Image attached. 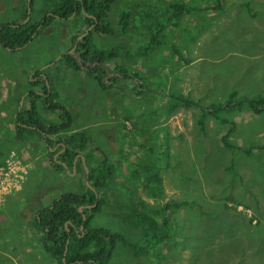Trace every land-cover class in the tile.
Here are the masks:
<instances>
[{
	"label": "rangeland",
	"instance_id": "obj_1",
	"mask_svg": "<svg viewBox=\"0 0 264 264\" xmlns=\"http://www.w3.org/2000/svg\"><path fill=\"white\" fill-rule=\"evenodd\" d=\"M55 1L37 0L31 19L40 21L41 10L50 8ZM128 1H123L124 10L131 8L126 7ZM27 4L28 0H0V24L20 22ZM213 4H219L224 13L219 20L221 12L211 10L210 13L202 7ZM180 5L183 8L179 14L170 10L155 22L162 30L166 28L162 34L165 49L159 47L156 40L147 46L153 33L130 31L138 48L147 47L145 55L152 52L133 62L113 61L125 70L129 79L108 82L103 79L104 74L98 72L102 79L99 83L96 76L83 73L77 77L74 71L65 69L59 62L63 57L60 52L71 45L77 22L74 25V22L58 19L34 40L31 38L30 46L15 56L8 55L0 45V80L11 78L10 88L17 84L23 88L30 68L41 70L46 59L58 60L56 66L65 69L56 74L59 107L68 110L72 129L90 138L88 151L100 159L95 152L99 149L113 159L115 197H119L121 189L130 188L126 187L129 183H125V179L130 181L132 166L139 169L136 161L146 152L160 168L157 172L163 179L164 190L157 199H151L139 186V196L162 210L169 201L191 203V208L171 211L176 212L171 214L168 229L162 232L166 234L165 240L148 255H136L119 242L109 264H264V110L255 115L245 104L236 110L222 108L218 112L220 119L210 116L198 124L200 112L180 106H185L180 101L181 95L194 101L201 99L203 105L224 104L232 93L236 102L242 98L264 97V0H212L203 3L202 10L195 9L196 4L192 9L188 2ZM132 7L135 12L144 8ZM157 9H160L158 5ZM216 15L218 17L212 21L202 18ZM139 24L137 21L136 26ZM208 26L209 32L200 36V28ZM127 40V35L95 37V44L98 50L107 51ZM163 50L170 53L171 58L159 61L156 55ZM120 68L116 70L119 75L123 73ZM7 104V101L0 104L2 120ZM174 105H178L176 110L182 108L180 113L176 111L175 120L165 122L164 114ZM42 109L39 115L44 121L42 114L46 109ZM60 113L62 116L61 110ZM136 113L139 114L135 117ZM47 116L51 118L50 123L58 120L53 113ZM221 118L227 119V123L223 124ZM232 126L233 133L226 138L231 147L226 149L222 137ZM61 135L57 134L55 139ZM18 142V139L8 142L5 159L12 152L26 159L24 146ZM141 145L146 148L140 149ZM59 149L56 147V151ZM71 176L65 188L58 189L60 184L55 185L52 190L55 197L50 202L47 200L49 204L42 196L56 178L46 174L36 177L33 189L28 182L18 193L22 198L8 204L10 217L0 222V264H22L23 260L17 262L15 256L26 248L30 250L29 255H34L33 264H44V259L38 258L43 245L24 239L19 228L24 229L23 222L33 219V210L49 206L61 193L85 189L83 176ZM14 193L17 192L13 189L0 204H5ZM121 212L114 201L108 200L90 226L118 233L125 243L150 246V242L140 244L138 232L118 217Z\"/></svg>",
	"mask_w": 264,
	"mask_h": 264
},
{
	"label": "trees",
	"instance_id": "obj_2",
	"mask_svg": "<svg viewBox=\"0 0 264 264\" xmlns=\"http://www.w3.org/2000/svg\"><path fill=\"white\" fill-rule=\"evenodd\" d=\"M210 1L212 0H204L203 3H208ZM36 2L37 0H31V11L34 10ZM116 2L117 0H57L50 8L41 10L43 16L40 21H33L30 18L27 23H23L27 17V8L25 6L23 18L20 22L4 23L0 25V45L5 49L11 50L23 48L29 43L38 28L40 30L37 31L32 40L58 19L74 22V25L77 22V26H75L76 33L73 36V45L77 43V46L73 54H79V61L68 54L64 55L59 62L63 64L65 69L76 71L88 65L87 73L90 76H96V81L100 83L102 79L97 73L100 72L104 74L105 77V73H102L104 71H102L101 67H104L106 63L120 59L121 57L133 61L148 56L152 52L145 55V50L147 49L145 46L137 48L135 54L132 56L129 53L122 55L123 48H113L107 51L97 49L93 42L95 35L113 34L115 32L109 20V13ZM180 4L181 3H177L173 9L177 14H179V11L183 8ZM202 7L204 11H209L210 13L211 10L215 12H221L222 10L219 4ZM187 11H189V8H187ZM145 14L147 16H145ZM223 14L224 13L221 12L219 17L216 15L210 17L203 16L202 18H208L212 21L214 18L218 17L219 20ZM71 16L72 18H70ZM162 17V12H137L136 15L135 9L131 7L129 10L121 11L117 20L118 25L121 27V35L128 36L129 32L133 29L141 32H150L153 33V36L150 38L147 46L155 40L158 45L163 46L164 42L160 39L158 40V38L165 32L166 28L162 30L161 26H155V22ZM132 20L133 24L131 25ZM137 21L140 22L139 26H136ZM90 27H92L90 32L77 41V38L85 34ZM173 27L177 28L178 26ZM208 32L209 26L205 29L201 27L199 34L203 36ZM181 60L182 59H180V61ZM186 63L184 62L185 65ZM120 69L125 73L122 67ZM124 78L129 79L130 77L124 75ZM107 79L108 82H112L116 77L112 76ZM133 92L136 95V91ZM180 101L184 102L185 106L180 105L183 108L185 107L186 109H193L200 112L198 124H202L206 117L210 116L220 119L218 118V112H220L219 109L222 108L236 110L245 104L253 110V114L255 115H260L264 110V97L242 98L236 102L235 93H232L228 101L224 104L210 102L203 105L201 99L194 101L189 96L185 97V95H181ZM48 102L52 107L50 109L46 106V111L50 113L51 116L52 113L56 115L58 118L57 122L50 123L51 118L48 116L45 117L42 114L43 120L46 123H50L47 126L44 121L40 119L35 101H32L31 105L28 106V110L23 111L19 115V123L28 126V130H22L31 135H41L40 137L43 139V142L48 145L54 146L60 144V149L57 150V152L55 151L52 156H50V159L58 173H65L64 166L68 167L70 170L67 175L68 179L70 178L69 173L72 172L74 160L79 155H83L84 163L81 162V159L77 160L75 168L76 175L83 176L84 182H88L89 185L84 183L85 189H79L77 193H61L49 206L37 211L33 215V219L28 222L27 227L34 230L35 235L38 237L37 239L43 245L47 255L55 264H109L115 246L119 242L125 247L133 250L136 255H148L150 250H154L165 240L166 234L162 232L168 229L167 225L171 219V214L176 212L173 211L171 213V211L181 208H191V203L185 201H169L166 203L164 210H162L152 207V205L139 196V186L142 188V193L151 199H157L164 190L163 179L160 173L157 172L160 168L156 167L155 162L149 159V154L146 152H143L141 154L142 158L140 157V160L137 161L139 169L136 168V165L133 166V174L130 181L125 179V183H129L126 187L130 188L121 189L119 197H115L112 192V185L115 182L116 174L112 161L104 160L105 156L100 155L102 152H100L99 149H96L95 152L100 155V159L96 158L94 153L87 150L91 140L84 132L69 133V130L72 128V120L68 110L59 107L60 104L57 102L56 94H52L51 92ZM177 107L178 105H174L170 112L166 115L164 114V116H166V118L172 116ZM60 110L62 111L63 117L61 116ZM221 119L223 124L227 123V119ZM233 126L229 129V133H226L222 137L223 146L226 149L231 147V145L226 142V138L228 134L233 133ZM39 130L44 133L39 134ZM57 134L63 135L57 138L56 141L58 143L54 144L51 142V136ZM141 148L146 147L141 145L140 149ZM15 151L19 152L17 148H15ZM60 151H62L61 155L54 159L55 153ZM149 151L152 153L153 150L151 147ZM166 166L168 165L166 164ZM86 169L88 171L87 178L85 173ZM95 194H97V197ZM121 195L122 198L120 197ZM108 200L114 201L115 206L122 211L118 214L121 221L130 229L138 232L140 244L150 242V246H134L125 243L123 236L118 233H113L104 228H91L90 223L93 217L102 212ZM116 201L118 202L117 204L122 202L124 204L117 205ZM94 204H96V206H94ZM80 207H82V211H79ZM168 211L170 212L168 213ZM83 216H85V220H83ZM80 227H83L82 231H80ZM67 241H69V243L66 250L65 246Z\"/></svg>",
	"mask_w": 264,
	"mask_h": 264
},
{
	"label": "crops",
	"instance_id": "obj_3",
	"mask_svg": "<svg viewBox=\"0 0 264 264\" xmlns=\"http://www.w3.org/2000/svg\"><path fill=\"white\" fill-rule=\"evenodd\" d=\"M123 1L124 0H117L116 4L114 5V7L116 6L115 9H113L114 8L113 7L109 13V20L112 19L111 23H112V26H113V29L115 32L113 34L95 35V37L103 38L104 36H115V37L117 35L122 36L120 33L121 27L118 25V21H117L118 18L117 17L119 15V13L124 10L123 9ZM203 1L204 0H129L126 7L130 8L133 5H140V6H143L144 8L142 9V11H139V12H142V13L162 12L163 17H164L167 12L174 9V7L177 3L179 4V3L188 2L189 6L192 9H193V5L196 4L194 8L197 9L198 7L203 5ZM157 5L160 7V9H157ZM200 10H202L201 7H200ZM136 15H137V12H136ZM145 16H147V15L145 14ZM117 26H119L120 29H118ZM115 29H118V30L116 31ZM143 29H145V28H143ZM142 33L147 34V32H145V31H143ZM95 37H94V41H93L94 44H95ZM159 39L162 40V35L159 36L158 40ZM170 39L171 38H169V40ZM77 41H78V38H77ZM30 44H27L25 46V48L24 47L18 48V49H15L14 51L13 50L12 51L7 50V49H5V50H7L8 55L15 56V55L19 54L20 52H22L23 50H26V48L28 46H30ZM74 45H73V37L71 36V45H69L68 48H66L64 50L65 52H60V53H63V54L68 53V51L71 50ZM158 46L163 47L160 45H158ZM113 48H123L122 55L125 53H129L132 56L135 54L138 47L136 46L134 39L131 37L130 32H129L128 40L126 42H123V43L116 45ZM158 50H159V48H158ZM60 53H58L56 55L58 56ZM144 57H146V56H144ZM152 58H153V56L149 57V59H152ZM166 58H171L170 53L166 52V50H163L162 52H159L156 55V59L159 61L164 60ZM52 59H53V57L50 59H46L45 63L42 64L41 70L35 69L33 67L30 68L27 71V77L24 81V87L23 88H21V86H19V84H17L14 88H13V86H12V88H10L11 86H10L9 82L12 81L11 78H4V79L0 80V104H3L6 101L8 102V104L3 108V112H2L3 120L0 119V162L3 161V157L7 153V150H4V149L6 147H8V144H10L8 142L13 141L14 139H18L19 140L18 143H21L24 146V149L26 152V159L25 158L24 159L31 165V168L28 171V175L26 176V180L22 186V190L24 189L25 185H27L28 182L32 185L31 189H33L34 185L37 184L36 177L42 176V174H46L49 177H55L56 178V181L53 182L51 185H49L48 189H46L45 196H42L47 204H49L50 200L55 197V193L52 192V190L55 189V185L58 186L60 184V187L58 189H60L61 186H63L64 188L67 186V184H65V182H67L66 173L63 172L64 176L59 174L58 171L55 170L54 166L51 163V159H50V156H52V154L56 151V147H58V146L57 145H54V146L48 145L47 143H44L43 139L40 137L41 135H38L39 137L37 138L35 134L31 135L28 132L23 131L22 129L28 130V126L20 124L18 120H19V115L23 111L28 110V106L31 105L32 101H35L36 108L38 109V111L43 110L42 109L43 107L46 109V106L51 109L52 106L48 102V98H49V95L51 94V92H52V94L57 95V102H59L58 101L59 96L57 93L58 91L56 89L59 80L57 79L56 74L59 72L60 69H63V70H65V69L63 67L59 68L56 66L58 61L55 64H53ZM122 59L127 60V61H131V60H129L127 58H123V57H121L120 59H117V60H122ZM137 60H139V59H137ZM11 61L12 60H8L7 62H11ZM113 61L109 62L110 65H108L109 63H106L104 67H101L102 71H104L102 73H105V77L107 76V78L112 77V76L116 77V79H115L116 81L124 79V75H127V74L124 72H123V74H120L122 76H120L119 73L115 74V73H117L116 70L119 69L120 67L115 65L113 63ZM87 67H89V66L87 65L79 71H75L72 69H69V70L74 71V73L76 74L77 77L79 74H83V73L90 76L87 73V70H88ZM134 69L137 70L138 66H136V68H134ZM105 77H104V79H106V81H108V79ZM136 81H137V78H136ZM118 83H120V82H116V84H118ZM181 109L182 108L179 107V109L175 110L174 113H176V111H178L176 114H179L180 113L179 111ZM174 113H173V116H169L167 118H166V116H164L163 119L165 120V122L172 121V119L175 120L176 114H174ZM43 114L46 116L48 114L50 115V113H48L46 110L43 112ZM138 114L139 113H136L135 117ZM75 132H80V131L72 129L70 133H75ZM40 133H44V132L39 130V134ZM42 135H44V134H42ZM27 138L32 139L31 143L27 142V140H26ZM51 140H52L51 142L54 143L53 136H51ZM59 154L54 155V158H56ZM100 155L101 156L104 155L105 160L113 161V159L107 158L106 154L103 152ZM79 156L83 157V155H79ZM79 156L74 161H76L77 159H80ZM120 156H122V155H120ZM81 162H83V161H81ZM75 164L73 162L74 173L72 174V176H74L76 174ZM132 168H133V166H132ZM85 173H86V171H85ZM63 178H64V180H62ZM61 182H62V184H61ZM85 183L87 184V182H85ZM21 191L14 193L12 196H10L7 199L5 204L0 205V222L5 217H7V218L10 217L9 214H7V210L10 209L8 204H10V203L13 204V201L15 199H17L18 197L22 198L21 195L18 194ZM16 194H18V196ZM48 199H49V202L47 201ZM35 205H36V202H33L34 208L37 209L38 206H35ZM150 205H152V204H150ZM42 207H44V206H42ZM33 211L35 214L38 210H33ZM28 222L29 221H27V220H25L23 222L24 229L19 228L20 234H23L24 239H33L37 244H41L39 242V240L37 239L38 237L35 235L34 230L31 229L30 227H27ZM28 251H30L28 248H26L24 251H19L18 254L15 256L16 261L22 262L21 260H23L22 264H33V261L31 258L34 257V255L33 254L29 255ZM38 258L44 259V264H55L54 261H52V259L47 255L45 249L42 252H40Z\"/></svg>",
	"mask_w": 264,
	"mask_h": 264
},
{
	"label": "built area",
	"instance_id": "obj_4",
	"mask_svg": "<svg viewBox=\"0 0 264 264\" xmlns=\"http://www.w3.org/2000/svg\"><path fill=\"white\" fill-rule=\"evenodd\" d=\"M25 168L27 166L23 159L14 153L8 157L3 166L0 165V203L13 189L18 188L19 180L22 179L21 175L25 173Z\"/></svg>",
	"mask_w": 264,
	"mask_h": 264
},
{
	"label": "clouds",
	"instance_id": "obj_5",
	"mask_svg": "<svg viewBox=\"0 0 264 264\" xmlns=\"http://www.w3.org/2000/svg\"><path fill=\"white\" fill-rule=\"evenodd\" d=\"M26 8H27V6H26ZM31 13H32V11H31L30 14H29V17H30V18H31ZM27 16H28V15H27ZM25 19H26V18H25ZM29 20H30V19H29ZM24 21H25V20H24ZM24 21H23V23H24ZM43 22H44V21H43ZM0 25H1V24H0ZM37 30L39 31L40 29L38 28ZM36 33H37V31H36ZM35 35H36V34H35ZM34 37H35V36H34ZM34 37H33V38H34ZM79 37H80V36H79ZM1 46H2V45H1ZM25 46H26V45H25ZM2 47H3V46H2ZM4 49H5V48H4ZM7 50H11V49H7ZM11 51H12V50H11ZM13 51H14V50H13ZM73 52H74V51H73ZM64 55H68V54L66 53V54H64ZM64 55H63V56H64ZM57 61H58V60H56V62H57ZM56 62L54 61V62H52V63L55 64ZM59 135H61V134H59ZM55 136H56V135L53 136L54 144H55V143H58V142L56 141V139H55ZM57 146L59 147L60 144H58ZM61 152H62V151L56 153V154H59V153H60L56 158H58V157L61 155ZM12 153H14V152H12ZM12 153H11V154H12ZM11 154H10V155H11ZM14 154H15V153H14ZM56 154H55V155H56ZM10 155H9V156H10ZM56 158H54V159H56ZM79 158H80L81 161H82V158H83V157H82V156H79ZM83 159H84V158H83ZM6 160H7V159H5V158L3 157V161L0 162V165L3 166V165L5 164V161H6ZM77 160H78V159H77ZM77 160L74 161V164L77 163ZM23 161H24V164L27 166V168H25V173H23V174L21 175V176H22V179L19 180V185H18V188L16 189V192H19V191L22 190V186H23V184H24V182H25V180H26V176L28 175V171H29V169H30V168H29V163H28L26 160H23ZM83 163H84V161H83ZM66 167H67V166H66ZM72 168H73V167H72ZM75 168H76V164H75ZM69 171H70V170H69L68 167H67V168L65 169L66 176L68 175V172H69ZM73 173H74V168L72 169V172L69 173L70 176H71ZM59 174L63 175V173H59ZM63 176H64V175H63ZM8 195H9V194H8ZM8 195H7V196H8ZM7 196H6V197H7ZM6 197H5V198H6Z\"/></svg>",
	"mask_w": 264,
	"mask_h": 264
},
{
	"label": "water",
	"instance_id": "obj_6",
	"mask_svg": "<svg viewBox=\"0 0 264 264\" xmlns=\"http://www.w3.org/2000/svg\"><path fill=\"white\" fill-rule=\"evenodd\" d=\"M31 0H28V4H27V17H26V19H25V21H24V23H27L28 21H29V19H30V17H29V14H30V12H31ZM73 16V15H72ZM72 16L70 17V18H72ZM12 27H15V26H12ZM91 28L92 27H90L89 29H87V31H86V33L85 34H83V35H81L80 37H78V40H80L82 37H84V36H86L89 32H90V30H91ZM38 31V30H37ZM36 34V33H35ZM35 34L32 36V38L35 36ZM76 46H77V43L73 46V48L71 49V51H69L67 54H69V55H72L73 57H75L76 59H77V61L79 60V54H73V51H75V49H76ZM56 62V61H55ZM79 63V62H78ZM105 160V159H104ZM82 161H84V159L82 158ZM64 168L66 169L67 167L66 166H64ZM88 177V171H87V169H86V178ZM87 185H89L88 184V182H87ZM96 195V197H97V194H95ZM94 206H96V204H94ZM83 209H82V207H80L79 208V211H82ZM83 218V220H85V216H83L82 217ZM83 230V227H80V231H82ZM68 243H69V241H67V243H66V246H65V249L67 250V248H68Z\"/></svg>",
	"mask_w": 264,
	"mask_h": 264
},
{
	"label": "flooded vegetation",
	"instance_id": "obj_7",
	"mask_svg": "<svg viewBox=\"0 0 264 264\" xmlns=\"http://www.w3.org/2000/svg\"><path fill=\"white\" fill-rule=\"evenodd\" d=\"M69 52V51H68ZM66 54V53H65ZM61 56H63V54L61 55ZM60 59V58H59Z\"/></svg>",
	"mask_w": 264,
	"mask_h": 264
}]
</instances>
